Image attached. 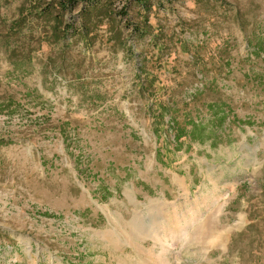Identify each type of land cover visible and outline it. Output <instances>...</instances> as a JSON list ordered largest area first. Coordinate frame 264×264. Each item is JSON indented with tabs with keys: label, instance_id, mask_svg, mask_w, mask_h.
Here are the masks:
<instances>
[{
	"label": "rangeland",
	"instance_id": "374dc122",
	"mask_svg": "<svg viewBox=\"0 0 264 264\" xmlns=\"http://www.w3.org/2000/svg\"><path fill=\"white\" fill-rule=\"evenodd\" d=\"M86 2L0 0V264H264V0Z\"/></svg>",
	"mask_w": 264,
	"mask_h": 264
},
{
	"label": "trees",
	"instance_id": "16d2710c",
	"mask_svg": "<svg viewBox=\"0 0 264 264\" xmlns=\"http://www.w3.org/2000/svg\"><path fill=\"white\" fill-rule=\"evenodd\" d=\"M95 1H96V0H94V2H95ZM90 2H91V0H87V2L85 3V5H88V6L90 5V6H91V3H92V2H91V3H90ZM102 24H103V23H102V21H101V25H102ZM96 28H98V27H96ZM100 28H101V27H99V29H100ZM78 31H79V30H78ZM180 135H183V134H180ZM180 135H179V136H180Z\"/></svg>",
	"mask_w": 264,
	"mask_h": 264
}]
</instances>
